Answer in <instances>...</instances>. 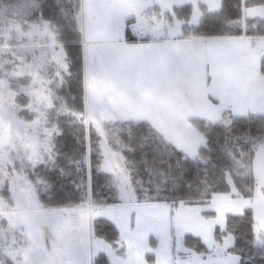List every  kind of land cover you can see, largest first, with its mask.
Masks as SVG:
<instances>
[{"label":"rangeland","instance_id":"374dc122","mask_svg":"<svg viewBox=\"0 0 264 264\" xmlns=\"http://www.w3.org/2000/svg\"><path fill=\"white\" fill-rule=\"evenodd\" d=\"M139 1L82 0L81 34L96 43L84 47L79 74L83 98L69 103L63 86L71 73L62 69L56 82L48 64L42 82L39 74L36 82L30 76L28 82L24 46L12 45L25 40L30 30L27 6L37 11L40 2L21 0L13 8L0 0V264H94L101 253L108 264H240L241 257L230 253L234 235L218 239L216 229L225 231L228 215H242L248 207L256 220L255 244L264 245V141L253 147L252 200L227 173L230 192L214 194L203 206L137 201L130 171L114 146L119 144L113 139L117 133L108 124L148 122L166 143L203 162L199 150L207 140L192 120L213 122L222 114H238L232 87L234 79L236 87L244 84L238 64L244 63L246 51L241 42L167 41L185 38L184 18L176 8L191 5L190 21L195 24L203 12L201 5L212 9L216 0H155L156 30L144 34L149 43H110L122 37L112 27L123 25L127 32L128 21H122L125 9L141 5ZM39 20L34 21L40 24ZM164 25L171 27L170 36ZM14 54L22 57L17 66L10 58ZM74 106L78 112L83 109V114H76L79 121L96 131L100 170L111 177L116 203L96 205L89 196L85 205L44 208L32 172L53 158L54 139L60 133L57 121L66 113L75 115ZM241 163L246 166L247 161ZM97 219L115 227V244L96 235ZM190 235L205 243V252L185 247L184 239Z\"/></svg>","mask_w":264,"mask_h":264},{"label":"trees","instance_id":"16d2710c","mask_svg":"<svg viewBox=\"0 0 264 264\" xmlns=\"http://www.w3.org/2000/svg\"><path fill=\"white\" fill-rule=\"evenodd\" d=\"M7 6L17 8L21 0H1ZM32 1V0H30ZM40 5L33 12L26 8L30 20L53 21L60 42L65 44L69 61L70 82L63 86L64 96L72 103L73 99L83 97L79 74L83 70L82 34L76 23V13L81 2L73 0H34ZM61 2V4H60ZM28 5V4H27ZM63 5V6H62ZM264 7V0H223L222 9L216 13L203 12L198 26H186L187 38H223L264 35V21L246 20L243 23L244 9ZM10 7V8H12ZM70 11L68 20L63 9ZM36 11V12H35ZM13 12V11H12ZM35 12V13H34ZM182 18H189L191 6L177 9ZM34 13V14H33ZM48 14H52L51 17ZM58 17H57V15ZM36 18V19H35ZM67 19V18H66ZM239 22L241 24H239ZM255 23L257 27H253ZM232 24H235V26ZM25 45L26 41H13L12 45ZM14 52H18L17 49ZM19 57V56H18ZM13 59V56L10 57ZM17 66L18 58L13 59ZM264 73V64L262 66ZM74 114L61 115L57 121L60 133L54 139L52 159L41 163L32 172V183L41 206L48 209H62L80 206L91 200L96 205L115 202L116 189L111 177L100 170L102 158L97 145L98 137L92 126L80 122ZM82 111V112H81ZM192 124L205 136L207 144L199 150L203 162L187 158L174 146L166 143L148 122H122L108 124L114 126L116 137L113 139L130 171L137 201L140 203H173L206 205L214 194L230 192L226 174L230 173L245 198L252 200L256 188V177L251 164L255 158L254 144L264 141V116L248 115L243 117L224 114L216 123L194 119ZM242 166L241 162H246ZM241 165V166H240ZM9 197V195H8ZM110 203V204H113ZM96 235L115 244L118 234L107 220L95 221ZM99 226V227H97ZM256 220L253 208L248 207L242 215H228L225 231L216 229V237L231 233L235 245L230 253L241 257L240 264H264V245H256ZM110 231L112 234H108ZM186 248L205 252L206 245L192 235L184 239ZM94 264H108L105 254H99Z\"/></svg>","mask_w":264,"mask_h":264},{"label":"crops","instance_id":"0c3cea01","mask_svg":"<svg viewBox=\"0 0 264 264\" xmlns=\"http://www.w3.org/2000/svg\"><path fill=\"white\" fill-rule=\"evenodd\" d=\"M149 1V2H148ZM82 4V0H80ZM141 5H132L128 6L126 8V15L122 17V21H128L127 22V32L124 31V26L119 25L112 27V29L115 31V29H118V34L121 38H116L115 40H111L110 43L118 44V43H134V44H145L149 43L151 39H147L146 42H133L130 41V26L132 24H136L137 22L140 23V27H137L136 29L143 32L145 35L148 33H153L156 30V1L155 0H141L138 2ZM223 0H216L215 4L212 6V9L208 8L207 5H201L202 11L210 12V13H216L219 12L222 9ZM186 5L181 8H185ZM63 9V15L67 18H63L62 20H68L71 17V13H69V10H66L64 7ZM180 9V8H179ZM33 12V9L31 7L30 9ZM177 10V8H176ZM201 11V12H202ZM81 12V13H80ZM203 12L199 19V23L191 24V15L187 19H181V21L185 22L183 27L189 26V27H195L198 26L202 19H203ZM80 14V15H79ZM86 14V13H85ZM57 15V14H56ZM49 17L52 16V14H48ZM58 17V15H57ZM161 17V16H160ZM182 18V17H181ZM258 20L264 21V7L257 6V7H250L244 9V16H243V23L245 24L246 20ZM48 21H42L40 24H37L34 20H30V30L25 33V41L26 44L24 46L25 54L23 56V59L25 60V67L27 68V75L26 81L29 82V76L34 79L36 82L38 80V75L41 77H44V73L46 72V67L48 64H51L49 68L50 71V77L54 79V81L58 82V77L61 75V70L65 69L69 71L70 65L68 61L67 52L65 49V44L60 42L58 35L56 33L54 23L51 22L50 18H47ZM77 25L81 27L83 16H82V9L77 12L76 18ZM191 25H190V24ZM239 24H241L239 22ZM235 26V24H232V26ZM258 23H255L253 27H257ZM109 28V27H106ZM171 27H168L166 25L163 26V29L165 30L168 35L172 34L171 30L169 29ZM124 34L122 35V33ZM125 34L128 36V39H124L123 37ZM185 36V35H184ZM165 37V36H164ZM168 38V37H165ZM210 41V40H224L225 42H241L245 45L246 51H244V57L245 61L243 64H238L239 74L242 75L243 72V82L244 84L241 86L236 87V80L234 79V86L232 87L233 94H236L234 97L235 99V108L238 111V114L235 116L243 117L248 115H263L264 116V73L262 72V66L264 64V54L263 57L260 56V49H264V35L263 34H251L250 36H240V37H223V38H193L185 36V38H169L167 41ZM96 43L95 40L88 41L87 35L86 39L83 38L82 34V51H83V58H84V47L88 44ZM238 55V53H236ZM22 59V57H18V54L13 55V59ZM39 62V63H38ZM235 76V75H234ZM233 76V77H234ZM37 77V78H36ZM41 78V82H42ZM60 82V81H59ZM62 81L60 82V84ZM63 85V84H62ZM234 105L232 107H234ZM224 114H222V117ZM221 117V118H222ZM208 121V120H207ZM210 121V120H209ZM220 120H215L213 123H216ZM212 122V121H211Z\"/></svg>","mask_w":264,"mask_h":264},{"label":"built area","instance_id":"2783aa9c","mask_svg":"<svg viewBox=\"0 0 264 264\" xmlns=\"http://www.w3.org/2000/svg\"><path fill=\"white\" fill-rule=\"evenodd\" d=\"M130 30H131L130 39H129L130 41L138 42V43L148 41L144 33L135 28V24H132L130 26Z\"/></svg>","mask_w":264,"mask_h":264}]
</instances>
